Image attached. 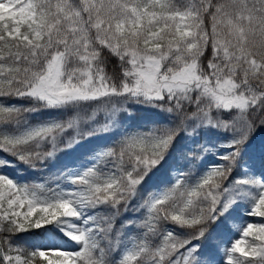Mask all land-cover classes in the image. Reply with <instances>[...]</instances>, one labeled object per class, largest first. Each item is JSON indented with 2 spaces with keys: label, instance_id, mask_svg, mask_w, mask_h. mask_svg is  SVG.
Here are the masks:
<instances>
[{
  "label": "snow or ice",
  "instance_id": "1",
  "mask_svg": "<svg viewBox=\"0 0 264 264\" xmlns=\"http://www.w3.org/2000/svg\"><path fill=\"white\" fill-rule=\"evenodd\" d=\"M261 128L264 0H0V264H264Z\"/></svg>",
  "mask_w": 264,
  "mask_h": 264
},
{
  "label": "trees",
  "instance_id": "2",
  "mask_svg": "<svg viewBox=\"0 0 264 264\" xmlns=\"http://www.w3.org/2000/svg\"><path fill=\"white\" fill-rule=\"evenodd\" d=\"M114 64H115V60L112 59L111 62H110L109 71H111V65H114ZM17 102L19 103V101H17ZM131 112H132L131 118H128L126 115H121V117H120V119L122 121L126 122L125 123V127L130 126V125L131 126H135V125L144 124V123H146L149 120H160V119H162L161 116H158V115H156L153 112H150V111H148L146 109L139 108V107H132L131 108ZM50 115H55V113H47V112H45V113L40 114L37 117H34L33 119L36 120V119H40L42 117H48ZM98 119L101 120V121L103 120V113L100 114ZM261 130L264 131V128L258 129L256 132H259ZM211 137H212V142L213 143H216L217 141H222V140L226 139L225 136L218 135L216 133H212ZM110 142H111V137H109V136H103V137H100L98 139H94L92 141L93 144H101V145L108 144ZM214 152L223 154L224 150H223V148H217V149H214ZM226 152L227 151H225L224 153H226ZM212 156H215V155H212ZM219 163H222V161H220ZM202 164L204 166H207L209 164H217V163H208L207 159H204ZM8 171L12 172V174H15L13 169H9ZM34 174H37V173H33V175ZM28 175L32 176L30 173ZM232 175L235 176V175H237V173L234 172Z\"/></svg>",
  "mask_w": 264,
  "mask_h": 264
},
{
  "label": "rangeland",
  "instance_id": "3",
  "mask_svg": "<svg viewBox=\"0 0 264 264\" xmlns=\"http://www.w3.org/2000/svg\"><path fill=\"white\" fill-rule=\"evenodd\" d=\"M261 146H264V131H259V132H256L254 134V136L251 138V141H250V151L253 153V154H256L258 155L259 154V150L261 148ZM224 152L225 151H228L227 148H223ZM223 152V153H224ZM220 154V153H219ZM222 154V153H221ZM205 159H207V162L208 163H219L220 160L217 159V156H212V155H208ZM32 176H38L39 174H34L33 173H30ZM31 177V176H30ZM249 240L251 238H248Z\"/></svg>",
  "mask_w": 264,
  "mask_h": 264
}]
</instances>
